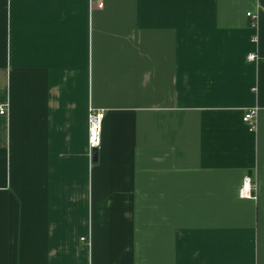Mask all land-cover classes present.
Masks as SVG:
<instances>
[{
  "label": "crops",
  "instance_id": "1",
  "mask_svg": "<svg viewBox=\"0 0 264 264\" xmlns=\"http://www.w3.org/2000/svg\"><path fill=\"white\" fill-rule=\"evenodd\" d=\"M0 105V264H264V0H0Z\"/></svg>",
  "mask_w": 264,
  "mask_h": 264
},
{
  "label": "built area",
  "instance_id": "2",
  "mask_svg": "<svg viewBox=\"0 0 264 264\" xmlns=\"http://www.w3.org/2000/svg\"><path fill=\"white\" fill-rule=\"evenodd\" d=\"M93 1L101 0H89L90 3ZM246 15L251 19V25L254 21V14L247 12ZM246 59L249 61L258 60L259 57L256 53H248ZM5 113V106L0 105V114ZM256 108L247 109L242 115V121L247 125L249 129L256 128ZM104 117V112L102 110H90L88 114V132H87V144L90 150L96 149L101 142V131H102V120ZM255 189V184L251 180L250 176L244 175L241 185L239 187V195L241 197H251L253 196L252 192Z\"/></svg>",
  "mask_w": 264,
  "mask_h": 264
}]
</instances>
